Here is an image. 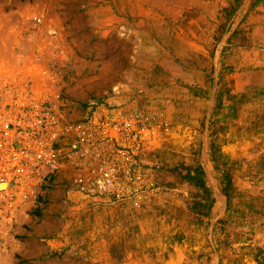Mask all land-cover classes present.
<instances>
[{
	"label": "rangeland",
	"instance_id": "1",
	"mask_svg": "<svg viewBox=\"0 0 264 264\" xmlns=\"http://www.w3.org/2000/svg\"><path fill=\"white\" fill-rule=\"evenodd\" d=\"M40 113L0 264H264V0H0V114Z\"/></svg>",
	"mask_w": 264,
	"mask_h": 264
},
{
	"label": "built area",
	"instance_id": "2",
	"mask_svg": "<svg viewBox=\"0 0 264 264\" xmlns=\"http://www.w3.org/2000/svg\"><path fill=\"white\" fill-rule=\"evenodd\" d=\"M49 126L42 113L32 114L29 119L16 116L12 121L0 114L1 182L29 184L37 173H47L55 166V132L49 131Z\"/></svg>",
	"mask_w": 264,
	"mask_h": 264
}]
</instances>
